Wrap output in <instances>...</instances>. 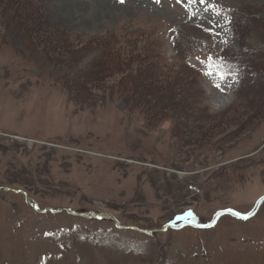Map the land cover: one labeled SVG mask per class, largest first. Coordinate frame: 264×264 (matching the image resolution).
Instances as JSON below:
<instances>
[{
  "label": "rangeland",
  "instance_id": "1",
  "mask_svg": "<svg viewBox=\"0 0 264 264\" xmlns=\"http://www.w3.org/2000/svg\"><path fill=\"white\" fill-rule=\"evenodd\" d=\"M4 2L0 264H264V0Z\"/></svg>",
  "mask_w": 264,
  "mask_h": 264
},
{
  "label": "trees",
  "instance_id": "2",
  "mask_svg": "<svg viewBox=\"0 0 264 264\" xmlns=\"http://www.w3.org/2000/svg\"><path fill=\"white\" fill-rule=\"evenodd\" d=\"M2 2H3V0H0V4ZM4 6H5L6 11H12L13 14H14V12L20 13L19 11L23 10V6H24V8H28L27 7L28 5H25V3H22V5H19L18 3L12 4V3H10V0H7V3H5ZM13 19H15V16ZM239 24H240L239 13L232 12L231 13V25L233 27V30L235 29L236 32H237V30L239 31V29H240ZM241 32H242V30H241ZM238 42H239V47H242L243 42L241 40V35H238ZM240 51H241L240 48H239V50H236V51L226 49L223 53V56H224L223 61L225 62L227 67H231L233 69H234V64L236 65L235 69L237 71V75L239 77L241 87L245 88L251 79L247 76V73L248 72L252 73V71H255V68L251 64L252 62H251L250 57L248 55L240 53ZM237 59L239 61H237Z\"/></svg>",
  "mask_w": 264,
  "mask_h": 264
},
{
  "label": "water",
  "instance_id": "3",
  "mask_svg": "<svg viewBox=\"0 0 264 264\" xmlns=\"http://www.w3.org/2000/svg\"><path fill=\"white\" fill-rule=\"evenodd\" d=\"M259 201H260V200H259ZM259 201L256 203V205L254 206V208L252 209V211H251L249 214L244 215V216H239V217H241V218H247V217H249L251 214H253V213L255 212L257 206H258ZM223 213L233 214L232 212H230V211H228V210L218 211V212L214 215L212 222L215 220V218H216L218 215L223 214ZM233 215H235V214H233ZM235 216H237V215H235ZM181 220H182V223H183V224H186V216L181 217ZM212 222H211L210 224L206 225L205 227L210 226V225L212 224ZM179 226H180V225H179Z\"/></svg>",
  "mask_w": 264,
  "mask_h": 264
},
{
  "label": "snow or ice",
  "instance_id": "4",
  "mask_svg": "<svg viewBox=\"0 0 264 264\" xmlns=\"http://www.w3.org/2000/svg\"><path fill=\"white\" fill-rule=\"evenodd\" d=\"M193 2H194V0H193ZM199 2H200L201 4H204V3L206 2V0H199ZM208 7L211 8V9H213L214 11H217V14H218V10L216 9V5H215V4H209ZM207 30H208L211 34H215V33H214V29L209 28V29H207ZM208 59H209L210 66H211L212 57H209ZM217 87H219V85H217Z\"/></svg>",
  "mask_w": 264,
  "mask_h": 264
}]
</instances>
